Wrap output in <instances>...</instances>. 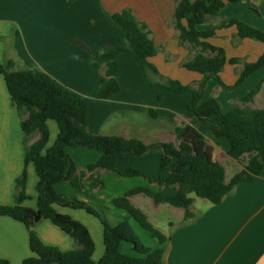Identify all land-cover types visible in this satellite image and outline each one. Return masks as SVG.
Instances as JSON below:
<instances>
[{
    "label": "crops",
    "instance_id": "crops-1",
    "mask_svg": "<svg viewBox=\"0 0 264 264\" xmlns=\"http://www.w3.org/2000/svg\"><path fill=\"white\" fill-rule=\"evenodd\" d=\"M225 5L218 16L207 17L198 26L206 30L220 26L229 20H239L251 27L264 31V0H223ZM175 0H0V64L13 62L15 71H41L60 85L79 94L86 108L87 130L95 135L135 138L145 144L172 143L177 140L175 127L188 124V96H178L163 87L147 86L142 70L135 58L128 53L117 54L118 79L128 86V95L119 97V92L105 100L93 98V92L104 76V70L96 71L90 61L97 53L115 49L123 39L107 15L130 9L137 20L150 31V38L157 46V54L149 59L165 78L177 80L183 85L196 87L202 76L181 67L193 58L197 49L189 44H179L178 33L173 28L172 18ZM235 27L221 28L207 42L222 48L227 60L219 74L220 80L232 86L244 63L255 62L264 53V44L255 40L233 41ZM240 60L237 64L230 59ZM120 72V73H119ZM158 79H156L157 81ZM258 83V93L252 101L242 100ZM160 96V97H158ZM214 98L223 113L232 106L250 110L264 109V67L251 74L233 90H223L219 83L209 80L203 92V99ZM148 110H153V118ZM19 116L12 106L5 82L0 76V205L11 206L15 180L23 170V135ZM48 142L42 151L50 148L57 135L54 121L48 120ZM38 139L33 134L27 145ZM226 139H210L207 146L212 158L224 169L225 182L240 172L246 161L243 155L233 160L236 170L227 176L224 163L229 150ZM65 152L77 167L81 189L101 200L109 208L107 219L115 222L127 214L112 206L113 199L136 188H147L165 197L176 194V186H169L168 173L159 172V155L150 154L141 159L117 161V169H136L141 176L122 177L102 169L88 170L96 163L100 154L86 148H66ZM248 158V157H247ZM246 160V159H245ZM239 164V165H238ZM25 195L23 206L36 209V184L38 182L32 163L26 166ZM58 193L69 198L75 196L67 183L55 186ZM193 202L189 212L193 219L183 222L185 210L166 203L155 204L151 198L135 194L130 203L141 211L149 224L170 239L163 245L164 264H264V173L250 183L241 182L232 194L217 204L190 195ZM56 211L69 216L84 225L94 243L92 254L96 264L104 252L103 228L100 222L83 210L55 206ZM130 226L143 246L155 250L161 245L133 219ZM160 224L162 229L157 228ZM138 228V229H137ZM39 240L47 246L62 251L76 248L74 241L48 220L41 221L35 228ZM120 252L130 257H142L132 245L122 242ZM33 257L28 244V232L23 224L0 216V259L8 264H21Z\"/></svg>",
    "mask_w": 264,
    "mask_h": 264
},
{
    "label": "trees",
    "instance_id": "trees-1",
    "mask_svg": "<svg viewBox=\"0 0 264 264\" xmlns=\"http://www.w3.org/2000/svg\"><path fill=\"white\" fill-rule=\"evenodd\" d=\"M223 0H175L172 24L178 33L179 44L187 43L197 52L192 59L181 64L187 71L198 73L202 79L196 87L183 85L177 80L161 76L156 67L149 62L157 52V46L150 38L147 26L137 20L130 9L107 15L110 22L117 27L123 39L122 46L102 51L90 61L96 70H104V76L93 92V98L105 100L119 92L117 81L119 66L117 54H131L141 70L157 78L146 84L152 87H163L178 96H188V124L175 127L177 143H151L118 136H101L90 133L85 123L86 108L83 98L60 85L41 71L13 69V62L0 64V76L3 77L12 106L19 116V125L23 135V170L15 180L13 202L11 206L0 205V216L10 218L24 225L28 232V244L33 257L24 259L21 264H93L94 243L81 223L56 211L55 206L73 210H83L95 217L103 228L104 252L96 264H164L163 245L170 239L155 230L144 214L135 208L129 197L142 194L152 199L155 204L166 203L185 210L183 222L193 219L189 212L193 200H205L212 205L219 204L223 198L232 194L235 186L241 182L250 183L264 173V109L250 110L232 106L223 113L218 101L214 98L203 99V92L209 80L216 81L226 91L241 85L251 74L264 67V53L253 63H244L238 79L232 86L220 80L219 74L227 60L222 48L214 47L207 42L215 36L218 29L235 27L236 40L250 39L264 44V31L233 19L220 26L198 30L207 17H216L223 9ZM240 60L230 59L228 63L237 64ZM261 83L247 94L243 103L252 101L258 93ZM148 113L156 118L153 110ZM52 120L58 128V135L53 145L44 150L49 131L46 122ZM37 134L38 139L27 145L29 138ZM226 139L229 150L226 155L236 161L248 155L246 165L225 182L223 166L212 158V151L207 146L210 139ZM66 148H86L97 151L100 156L96 163L88 166L89 171L102 169L122 177L141 176L136 169H117V161L122 159H141L150 154L159 155V172L168 173L166 184L176 186V194L165 197L147 188H136L123 196L113 199L112 206L124 211L127 216L118 217L112 223L107 219L109 210L101 200L85 193L80 186L77 167L72 158L65 152ZM32 163L38 178L36 184V209L22 205L27 199L25 185L26 166ZM67 183L71 192L83 200L69 198L58 193L55 186ZM133 219L152 238L157 239L160 248L152 250L143 246L129 220ZM43 220H48L64 234L73 239L76 248L62 251L54 246L44 245L34 228ZM126 242L132 245L134 252L142 257H130L120 252V245ZM0 264H8L0 259Z\"/></svg>",
    "mask_w": 264,
    "mask_h": 264
},
{
    "label": "rangeland",
    "instance_id": "rangeland-1",
    "mask_svg": "<svg viewBox=\"0 0 264 264\" xmlns=\"http://www.w3.org/2000/svg\"><path fill=\"white\" fill-rule=\"evenodd\" d=\"M174 28V27H173ZM120 73V72H119ZM142 73H143V77H144V79H143V81L145 82V84H146V76H148V78L150 79L149 81H156V79L157 78H153L152 76H151V78H150V76L147 74H145L143 71H142ZM118 76H119V74H117V81H118V83H119V86H120V96L119 97H134V96H132V95H128L127 94V92H128V86H126V84L124 83V81L122 80V77H121V79H118ZM147 85V84H146ZM148 86V85H147ZM152 87V86H151ZM158 97H160V96H158ZM226 141V140H225ZM227 142V141H226ZM249 158V156L247 155L245 158H244V161H246L247 162V160H248V158ZM246 159V160H245ZM234 165V161L231 159V158H227V160H226V162L224 163V167H225V170H226V174H227V176H229V175H231L232 174V172H234V170H236V168H237V165L235 164V166H233ZM239 165V164H238ZM108 212V211H107ZM107 212H106V216H107ZM113 223V222H112ZM38 226V225H37ZM37 226L35 227V228H37ZM157 226V228H159V229H162V227H160V224H157L156 225ZM35 228H34V231H35ZM138 229V228H137ZM36 232V231H35Z\"/></svg>",
    "mask_w": 264,
    "mask_h": 264
}]
</instances>
